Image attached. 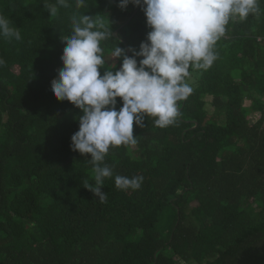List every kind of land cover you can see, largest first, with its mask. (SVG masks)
I'll list each match as a JSON object with an SVG mask.
<instances>
[{
	"label": "trees",
	"instance_id": "obj_1",
	"mask_svg": "<svg viewBox=\"0 0 264 264\" xmlns=\"http://www.w3.org/2000/svg\"><path fill=\"white\" fill-rule=\"evenodd\" d=\"M43 2L0 0L20 33L0 36V264H264V0L229 19L210 68L189 67L173 124L144 115L135 145L110 146L105 203L84 186H96L91 154L70 147L82 110L51 90L62 38L73 15L102 19L103 75L122 63L115 47L132 56L151 29L132 3L69 0L51 17ZM116 175L143 182L120 190Z\"/></svg>",
	"mask_w": 264,
	"mask_h": 264
},
{
	"label": "clouds",
	"instance_id": "obj_2",
	"mask_svg": "<svg viewBox=\"0 0 264 264\" xmlns=\"http://www.w3.org/2000/svg\"><path fill=\"white\" fill-rule=\"evenodd\" d=\"M85 3L75 0L76 8ZM129 3L142 8L151 29L139 50L130 48L133 55L128 56L118 45L112 57L122 58L120 67L101 75L99 69L107 61L100 43L113 37L112 29L102 19L73 15L71 34L62 38L63 67L51 81L58 100H68L82 110L70 147L82 155L91 154L96 186H84L101 203L107 201L101 190L104 178L113 175L109 166H100L110 146L135 145L133 124L143 127L144 115L156 117L154 122L161 128L173 124L179 115L177 101L193 91L184 83L189 67H211L216 59L213 46L225 33L230 18L244 20L250 13H259V0H119L118 6L125 9ZM43 4L50 16L56 17L60 7L69 6V0H44ZM0 36L20 39L19 31L3 15ZM136 57L142 59L137 61ZM4 63L0 58V65ZM117 97L122 101L119 109ZM142 182V176H115L116 188L124 191L138 190Z\"/></svg>",
	"mask_w": 264,
	"mask_h": 264
},
{
	"label": "rangeland",
	"instance_id": "obj_3",
	"mask_svg": "<svg viewBox=\"0 0 264 264\" xmlns=\"http://www.w3.org/2000/svg\"><path fill=\"white\" fill-rule=\"evenodd\" d=\"M187 84H189V86L194 84V75L190 76V80L189 82H187ZM209 110H210V107H209ZM249 119L251 122H254L257 119V115L255 113H252L251 115H249Z\"/></svg>",
	"mask_w": 264,
	"mask_h": 264
},
{
	"label": "built area",
	"instance_id": "obj_4",
	"mask_svg": "<svg viewBox=\"0 0 264 264\" xmlns=\"http://www.w3.org/2000/svg\"><path fill=\"white\" fill-rule=\"evenodd\" d=\"M258 40H259V41H263V40H264V37H263V36H259V37H258Z\"/></svg>",
	"mask_w": 264,
	"mask_h": 264
},
{
	"label": "water",
	"instance_id": "obj_5",
	"mask_svg": "<svg viewBox=\"0 0 264 264\" xmlns=\"http://www.w3.org/2000/svg\"><path fill=\"white\" fill-rule=\"evenodd\" d=\"M118 31L115 32V35H117Z\"/></svg>",
	"mask_w": 264,
	"mask_h": 264
}]
</instances>
